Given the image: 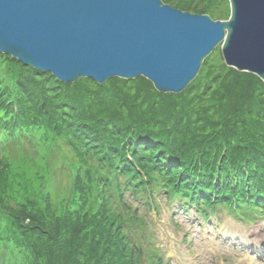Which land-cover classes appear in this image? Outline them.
Returning a JSON list of instances; mask_svg holds the SVG:
<instances>
[{
  "label": "trees",
  "instance_id": "obj_1",
  "mask_svg": "<svg viewBox=\"0 0 264 264\" xmlns=\"http://www.w3.org/2000/svg\"><path fill=\"white\" fill-rule=\"evenodd\" d=\"M164 1L230 13L228 0ZM0 60V264H142L145 221L128 191L178 195L184 210H264V81L217 49L179 93L144 76L68 83L1 51Z\"/></svg>",
  "mask_w": 264,
  "mask_h": 264
},
{
  "label": "water",
  "instance_id": "obj_2",
  "mask_svg": "<svg viewBox=\"0 0 264 264\" xmlns=\"http://www.w3.org/2000/svg\"><path fill=\"white\" fill-rule=\"evenodd\" d=\"M213 19L163 0H0V49L60 80L144 76L181 92L221 42L228 66L264 81V0Z\"/></svg>",
  "mask_w": 264,
  "mask_h": 264
},
{
  "label": "rangeland",
  "instance_id": "obj_3",
  "mask_svg": "<svg viewBox=\"0 0 264 264\" xmlns=\"http://www.w3.org/2000/svg\"><path fill=\"white\" fill-rule=\"evenodd\" d=\"M216 49L220 56V45ZM24 144L28 145L25 141ZM55 157L56 151L52 150L51 162L62 158ZM57 175L58 185L67 189L68 173L58 170ZM163 206L159 216L149 218L148 222L149 243L160 252L163 261L168 260L169 264H264V218L258 221L260 217H256L250 223L228 216L224 207L213 215L214 223L205 221V216H189L185 212L171 216ZM261 213L258 208V215Z\"/></svg>",
  "mask_w": 264,
  "mask_h": 264
}]
</instances>
